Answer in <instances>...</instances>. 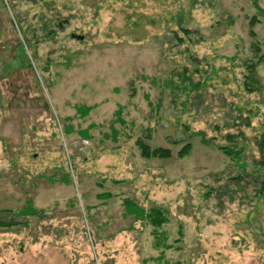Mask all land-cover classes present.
<instances>
[{"label":"rangeland","instance_id":"374dc122","mask_svg":"<svg viewBox=\"0 0 264 264\" xmlns=\"http://www.w3.org/2000/svg\"><path fill=\"white\" fill-rule=\"evenodd\" d=\"M263 185L264 0H0V264H264Z\"/></svg>","mask_w":264,"mask_h":264},{"label":"trees","instance_id":"16d2710c","mask_svg":"<svg viewBox=\"0 0 264 264\" xmlns=\"http://www.w3.org/2000/svg\"><path fill=\"white\" fill-rule=\"evenodd\" d=\"M252 24V22H251ZM91 109L89 106H79L78 110L82 112V114H87V112ZM138 148L140 150V154L146 158H168L172 156V152L169 148H163V147H154L151 148L145 141L139 139L137 141ZM190 148L189 144H186L185 146L180 149L178 152V156H184L188 153V149ZM227 153H230L231 151L228 148L224 149ZM264 186V185H263ZM125 208L128 213H136L137 215L140 213H143L144 210L138 207L135 203H133L130 200H125ZM20 215H32L36 213V210L31 205V202L29 201L21 210V212H18ZM149 218H151V221L155 226H160L162 223L165 222V218L163 216V213L160 209L152 208L151 213L147 215ZM13 221H0L1 226H11L13 224Z\"/></svg>","mask_w":264,"mask_h":264},{"label":"water","instance_id":"95a60500","mask_svg":"<svg viewBox=\"0 0 264 264\" xmlns=\"http://www.w3.org/2000/svg\"><path fill=\"white\" fill-rule=\"evenodd\" d=\"M64 22H66V20H64ZM61 25V24H60ZM73 34H71V36H72ZM75 37L76 38H78V39H81L82 38V36L81 35H75Z\"/></svg>","mask_w":264,"mask_h":264}]
</instances>
